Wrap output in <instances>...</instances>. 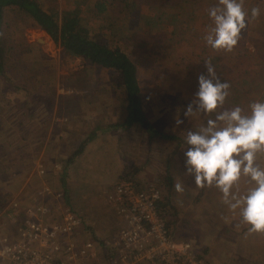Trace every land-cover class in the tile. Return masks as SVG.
Returning a JSON list of instances; mask_svg holds the SVG:
<instances>
[{
  "label": "rangeland",
  "instance_id": "rangeland-1",
  "mask_svg": "<svg viewBox=\"0 0 264 264\" xmlns=\"http://www.w3.org/2000/svg\"><path fill=\"white\" fill-rule=\"evenodd\" d=\"M75 1L45 0L44 3L45 7L62 11L73 7ZM95 1L87 0L82 4L81 23L94 39L129 54L137 68L143 112L156 132H150L139 123L125 124L129 116L127 93L120 85L123 81L119 72L66 52L33 19L13 17L7 20L2 31L5 46L3 68L0 69V148L12 147V161L21 158V150L30 153L32 148H42L45 144L61 149L65 157L49 155L57 162L51 165L53 172H49V176L54 173L53 185L45 179L48 172L40 163L39 168L42 167L45 173L38 174L46 176L38 177L33 189L38 188L43 196L49 191L63 192L62 198L51 203L39 201L49 207L52 215L65 208L80 215L69 205L70 199L78 195L83 201L87 188L96 187L89 184L93 176L106 175L95 161L107 154L108 146H111L107 139L112 138L104 136L112 134V128L122 125L118 138H121L123 154L117 156V161L120 156L123 161L118 166L117 161L113 163L110 173L119 178L118 182L138 169V180L161 187L163 198L169 196L171 199L168 214L170 220H174L173 232L184 240L193 238L195 249L198 245L207 247L208 258L200 253L197 255L209 264H264V233H249L248 226L223 203L219 190L198 188L184 166L187 130H197L208 119L203 114L184 116L198 90V76L207 75L205 61H210L217 76L230 84L226 108L240 106L247 109L250 102L264 100V0H245V10L249 14L254 7L259 8L261 14L251 20L230 52L213 50L203 39L212 25L208 11L217 0H117L110 12L101 13L100 18L87 7ZM16 86H26L23 91L39 94L37 106L34 102V106L23 102L15 105L18 99L14 93ZM43 93L46 97L51 95L53 103L50 106L42 105ZM55 115L57 119H54ZM41 116L48 117L47 122L52 120L38 129L35 123ZM177 120L183 123L177 124ZM116 122L121 125H115ZM79 124H83L84 133L74 131ZM101 124L102 134L84 140L85 136L96 135L93 131ZM50 125L53 129L51 127L49 131ZM50 133L53 136L47 139ZM160 133L169 137H162ZM27 140L29 143L24 144ZM86 140L91 144L85 152H80L81 144ZM98 141L102 146L96 151ZM31 159H35L33 153L23 161L30 162ZM260 159L264 165V155ZM108 178L112 180V177ZM63 179L66 185H63ZM103 181L98 179L96 182ZM177 183L183 186L182 192L176 190ZM248 186L247 178H242L240 190ZM104 196L102 201L107 203L106 194ZM35 203L27 205L26 211ZM7 207L14 208L12 203ZM107 210L101 213L102 219L95 221L102 226L100 231L93 233L89 226L79 235L80 240H92L98 245L102 262L106 259L98 240H106L120 227L115 211ZM184 232L188 234L183 235ZM0 264L7 262L0 259Z\"/></svg>",
  "mask_w": 264,
  "mask_h": 264
},
{
  "label": "clouds",
  "instance_id": "clouds-1",
  "mask_svg": "<svg viewBox=\"0 0 264 264\" xmlns=\"http://www.w3.org/2000/svg\"><path fill=\"white\" fill-rule=\"evenodd\" d=\"M257 7L245 10V0H217L208 11L212 21L203 39L213 50L232 51L252 19ZM207 75L197 78L195 98L184 112L189 118L203 114L208 119L197 130H187L184 137V166L198 188L215 187L223 203L237 214L249 233H264V100H254L247 109L226 108L230 84L222 81L210 61H205ZM183 123L177 120V124ZM248 187L241 191L240 181ZM178 192L183 191L179 183Z\"/></svg>",
  "mask_w": 264,
  "mask_h": 264
},
{
  "label": "built area",
  "instance_id": "built-area-1",
  "mask_svg": "<svg viewBox=\"0 0 264 264\" xmlns=\"http://www.w3.org/2000/svg\"><path fill=\"white\" fill-rule=\"evenodd\" d=\"M39 172L45 173L42 167ZM62 193L47 194L57 200ZM106 200L120 220L118 231L104 240L106 248L114 251V264H209L197 255L191 241L179 240L169 230L159 207L161 188L143 191L120 180L106 193ZM12 205L18 206L17 202ZM50 215L47 205L36 202L27 209L18 238L0 232V259L7 264H108L102 262L94 241L79 239L85 229L80 215L69 208L58 213L53 222Z\"/></svg>",
  "mask_w": 264,
  "mask_h": 264
},
{
  "label": "crops",
  "instance_id": "crops-1",
  "mask_svg": "<svg viewBox=\"0 0 264 264\" xmlns=\"http://www.w3.org/2000/svg\"><path fill=\"white\" fill-rule=\"evenodd\" d=\"M22 91L23 90L20 86H16L14 93H15V95L17 94L18 99L15 100L14 104L20 105L23 102V103H29V105L32 104L31 106H34L33 105V102H34L35 106H37L36 102H37V97H39V94H36V92H32V91L27 90V92L23 91V92H25V96H26V97H24ZM43 95H44V93H43ZM27 96L29 97L28 100L26 99ZM44 97H45V99L41 100L42 105L47 104L50 106V104L53 103L52 100L50 99L51 95H48L47 97L44 95ZM20 98H24V100L20 99ZM35 98H36V100H35ZM47 99L50 102H48ZM17 102H19V104ZM37 109L35 110L36 113H38ZM54 114H55V112L53 113V115ZM36 116H38V115L36 114ZM49 117H51V116H49ZM37 119L38 120H36L35 127H37L38 129H42V125H44V124L49 125V123L52 120V118H51L47 122L48 117H43V116H41ZM54 119H57L56 115L54 116ZM66 120L68 121L67 117H66ZM116 124L121 125V123H119V122H116L115 125ZM51 127L53 129V126L50 125L49 131H50ZM121 127H122V125H121ZM120 128L118 126H116L110 130V131H112L111 132L112 134H110L109 136L108 135L104 136V137L112 138V139H107L112 147L109 145L108 151H107L108 153L103 154L101 156V159L98 158V160L95 161V163L100 164L102 166V167H99V169H103L102 172L106 173V175L102 176L100 174L99 175L95 174L93 176L94 177L93 181L89 182V184L95 185L96 187L94 189L87 188L86 191L84 190L85 193H84L83 201L79 200L78 195H77V196H74V198H72L73 200L70 199V202H69V205L76 212H78V214L83 215L86 218V220H84L85 229H87V227L90 226L93 233L96 230L100 231L102 229V226L99 225L100 224L99 222H98V224L95 223L96 220L102 219L103 215H101V213L108 212L107 209H110L113 212L111 206L108 203H106V201L104 202L102 200L105 197L104 195L106 193L110 192L112 190V188L114 187V185L119 180L118 172L115 174L118 179H116L115 176L111 175L110 173L112 170L111 168H113V166H112L113 163H115L117 161V158H118L117 156L119 154L120 155L123 154L122 147H121V138L120 137L118 138V136H120V135H118ZM84 130H85V128L83 127V124H79V125H77V127L74 128V131H78L81 133H84ZM102 131H103L102 124L98 125L97 131H96V129H95V131H93V133H95L96 135L85 136L84 140L87 138L88 139L93 138L94 136L96 138V137H98L99 133L102 134ZM104 131L106 132V130H104ZM52 136L53 135L50 133V137L47 135V139L51 138ZM104 137L100 136V138H104ZM29 139L31 140V137H29ZM28 143H29V140L24 142V144H28ZM89 144H91V142H87V145L85 146V148L83 149L82 152H85V150L88 149ZM46 146H48V145L45 144V147H43V145H42V148H40V146H38L35 149L32 148V150L29 151L30 153H26L25 150H21L20 151L21 158L19 160L14 158L13 161H12V155H11L12 151L10 150V148H12V147H10V148L8 147L7 149L4 148L5 150L4 149L2 150L1 149L2 147L0 148V232L2 234H4V233L9 234L13 239L18 238V236H19L20 229L23 226V223H24V220L26 217V206L27 205L32 204L35 201L39 202L42 200L43 202L51 203L52 201L55 200L53 198L52 194L51 195L47 194L46 196H43L40 193V191L38 190V188L33 189L35 182H36V179L38 177H45L46 176V175L40 176L38 174L39 164L41 163L40 165H43L47 169L48 176H46L45 179L49 180V182H50L49 185L51 186V185H53L51 181L54 178V173L53 174L51 173L52 176H49V172H53V168L51 165L52 164L56 165L57 162L54 159H50L51 156H49V155L53 156V155L57 154V157L60 159L62 157H65V153L61 149L56 150L55 148H53L51 146H48V147H46ZM101 146L102 145H100L99 141H98L96 143V146H95L96 151L100 150L99 148ZM14 150H16V149H14ZM32 153L34 154L35 159H31L32 161H30V162H28L27 160L23 161V159L26 156L32 155ZM122 161L123 160L120 156V159L117 161L116 166H118ZM105 176H107V177L104 178ZM109 176L112 177V180H110L108 178ZM33 179H35L34 182H33ZM98 179H104V181L102 183L96 182ZM41 180H43V178H41ZM85 186H88V183ZM109 187H111V189L107 190ZM78 200H79V202H81L80 206L77 203ZM15 202L19 203L20 207L18 209H17V207H14V206H13L14 207L13 209H12V207L5 208L7 204H9V203L13 204ZM31 206H33V205H31ZM55 211H56V209H55ZM51 214H53V213H51ZM57 215H58L57 212H55L54 215H50L49 221H51V222L55 221L57 218ZM104 219H105V217H104ZM92 231H91V233H92ZM187 234H188L187 232L183 233V235H187ZM174 236L179 240H184L183 238L179 237L176 232H174ZM189 237H193V236L191 234H189ZM191 239H193V238L188 239V241H191ZM198 247L199 248L196 249L197 253H200L205 258H208V255H209L208 248L202 247V245H198ZM141 264H149V263L143 262Z\"/></svg>",
  "mask_w": 264,
  "mask_h": 264
},
{
  "label": "trees",
  "instance_id": "trees-1",
  "mask_svg": "<svg viewBox=\"0 0 264 264\" xmlns=\"http://www.w3.org/2000/svg\"><path fill=\"white\" fill-rule=\"evenodd\" d=\"M44 1L45 0H0V69L3 68V51L5 46L2 42V40L5 41L2 31H4L3 27L6 26L7 20L13 17L18 18V20H21L23 17L28 19L31 18L53 39V41H55L56 44L62 46L66 52L77 57H82L92 64L119 72L123 81H121L122 83H120V85L127 93L126 104L128 105L129 116L125 124L139 123L150 132H156L153 129V124L148 121L143 112L137 68L129 54L121 48H112L107 43L104 44L100 40L94 39L91 36L90 30L81 23V15L83 12L82 4L87 0H76L73 7L66 8L62 11L52 6L49 8L45 7L46 3H44ZM116 1L117 0H96L92 4L89 3L87 7H90L96 18H100L101 13L110 12V9L113 8ZM21 88L26 89L27 87L21 86ZM160 135L166 138L169 137L167 135H162V133H160ZM87 142L88 140L82 142L80 152L83 151ZM74 158L75 155L71 157V159ZM64 173H66V171ZM138 173L139 170L137 169L131 174L127 173V175L123 176V179L130 181L134 186L143 191H148L152 186L158 187L138 180V177H136ZM63 181V185H66V180L63 179ZM170 201L171 199L169 196L163 198L159 207L162 215L167 219L169 230L174 235V220H170V214H168L169 208L171 209ZM89 231L91 232L90 229ZM98 241H100L99 245L104 250L103 253L106 262L108 264H114V251L106 248L104 240Z\"/></svg>",
  "mask_w": 264,
  "mask_h": 264
}]
</instances>
